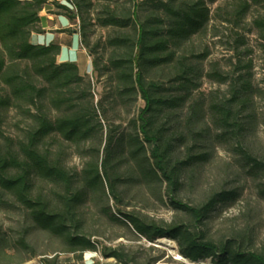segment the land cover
Wrapping results in <instances>:
<instances>
[{
  "label": "trees",
  "instance_id": "trees-1",
  "mask_svg": "<svg viewBox=\"0 0 264 264\" xmlns=\"http://www.w3.org/2000/svg\"><path fill=\"white\" fill-rule=\"evenodd\" d=\"M103 1L96 19L114 30L107 39L112 55L99 78L108 75L115 102L137 100L139 95L145 102L138 116L130 120L129 129L106 122L105 138L104 106L96 102L92 79L76 62L58 61L60 43L32 40L33 32L41 31L40 13L48 0H0V202L13 199L31 221L18 243L33 251L27 236L33 228H41L61 237L69 252L96 249V242L82 230L85 200L102 187L105 196L121 204L125 184L135 181L150 186L158 181L166 182L171 205L187 214L188 222H157L121 208L113 217L130 224L151 243L163 237L176 240L180 254L189 262L210 259L214 264H264V248H256L250 235L239 233L216 241L201 227L218 204L237 198L236 189L214 191L197 205L179 196L186 171L209 159L210 152L199 149L201 141L214 139L239 154L247 174L261 181L259 193L264 198V157L247 145L257 120L252 108L257 90L251 65L242 57L246 36L238 31L245 27L253 6L264 10V0H230L216 8L235 31L237 61L229 71L213 62L206 72L208 78L228 85L226 93L213 92L207 104L213 133L202 126L207 124L205 103L192 100L203 75L199 64L209 52L183 49L195 34L207 29L212 19L208 3L217 0H149V12L147 1L133 0V6L123 10L111 5L117 0ZM58 7L71 18H80L81 42L91 55L98 54L86 28L91 3L67 0ZM252 24L264 41V11ZM93 65L98 71L97 58ZM155 72L158 77L151 76ZM190 100L192 113L183 121L179 113ZM13 108L26 120L18 137L4 128L6 113ZM66 142L86 147L89 160L82 171L66 166ZM39 182L52 183L59 190L40 189ZM4 247L5 238L0 235V264H4ZM102 254L121 264H141L137 255L123 247L104 245ZM159 259L150 258L145 264H156ZM43 264L63 263L57 256H45Z\"/></svg>",
  "mask_w": 264,
  "mask_h": 264
},
{
  "label": "rangeland",
  "instance_id": "rangeland-1",
  "mask_svg": "<svg viewBox=\"0 0 264 264\" xmlns=\"http://www.w3.org/2000/svg\"><path fill=\"white\" fill-rule=\"evenodd\" d=\"M66 1L48 0L47 4H50L53 8L52 12L57 14L58 17L61 14L67 19L68 27L64 31L69 34L76 31L80 34V18H71L65 10L58 7L59 3ZM87 1L91 3V8L87 17L86 28L90 45L96 48L98 54L91 55L89 49L81 42V34L80 36L74 34L73 40L76 47L73 51L64 49L62 60L64 62H76L80 67V71L83 74L86 73L92 79L96 102L101 101L104 106L105 138L108 126L106 122L122 124L121 128L129 129L130 120L138 116L145 102L141 95L138 96L137 100L131 99L126 103L115 102L112 96L113 87L108 75L99 78V72L105 69L112 55V49L107 44V39L113 34L114 29L102 26L96 19L104 7L105 1ZM145 1H147L145 4L146 11L149 12L150 6L148 4H150V1L137 0V2ZM228 1L230 0H217L214 3H208L211 8L212 19L207 29L195 34L183 49V51L193 49L209 52L208 57L199 64L203 69V75L199 81V87L192 93V100L197 98L201 103L202 101L205 103L203 108L207 124L204 123L202 126L209 127L208 130L211 133H213L214 128L209 121L207 104L213 92L226 93L228 85L208 78L206 72L211 68L213 62L218 63L223 70L229 71L232 70L237 61L233 49L235 31H233L232 25L223 21L216 13V8ZM133 4V0H117L111 3L118 10L130 8ZM263 11L261 6H253L245 20V27L238 29V31L246 36L247 44L241 49V51H244L242 57L245 62L251 65L253 85L257 90L252 107L257 120L251 126L247 136V145L255 154L264 157V41L259 37L252 24L253 19ZM47 12L49 13V11ZM62 21L63 23L66 22V20ZM38 28L41 31H35L33 34L44 33L41 23L38 24ZM60 31L56 32L59 33ZM33 39H35V43H45V40L50 42L53 38L52 35H41L34 36ZM57 39L54 42L59 43ZM95 58L98 60V71L94 70L93 60ZM151 76L158 77L159 73H151ZM192 100L179 113L183 121L192 113ZM5 117L4 128L6 133L13 137L20 136L26 125L24 117L14 108L7 112ZM104 146L105 142L101 146L100 158L103 157ZM146 146L150 149L149 143H146ZM64 147L66 149V166L71 170L82 171L89 160L86 147L78 148L68 142L64 144ZM199 149L210 152L209 159L191 166L186 171L184 184L179 191L180 198L190 204L197 205L205 201L208 195L214 191L236 189L238 192L237 198L218 204L201 227L207 237L216 241L226 240L239 233H244L246 236L250 235L254 241V246L263 249L264 198L259 193L261 181L247 174L242 167L239 154L227 143L209 139L201 141ZM38 186L43 190H59L57 186L47 182H39ZM122 190L123 201L121 204H116L112 196H105L102 187L91 194L83 203L81 207L82 230L96 242L97 248L87 250L82 254L69 252L61 237L41 228H33L27 236V240L34 250L24 249L18 243V239L23 235L24 229L31 225V221L27 219L25 211L7 196L6 199L11 200L8 201L10 203L0 202V235L5 238L6 245L1 249L2 263L43 264L45 256H57V261L63 264H121L114 257L106 258L103 256V246L106 245L109 247H123L131 251L139 257L138 260L141 264H145L150 258L155 257H160L156 264H190L180 254L176 240L163 237L151 243L146 238L138 235L130 224H125L113 217L118 208H121L126 211L138 212L143 217L157 222H188L189 216L171 205L166 182L157 181L148 186L130 181L122 187ZM34 252H36V255H34Z\"/></svg>",
  "mask_w": 264,
  "mask_h": 264
},
{
  "label": "crops",
  "instance_id": "crops-1",
  "mask_svg": "<svg viewBox=\"0 0 264 264\" xmlns=\"http://www.w3.org/2000/svg\"><path fill=\"white\" fill-rule=\"evenodd\" d=\"M49 11V13L47 12ZM53 8L50 6V4L46 5L45 8L41 11L40 16H41V25H42V29L44 30V33H38V34H33L32 35V40L34 41L35 39L34 36H47V35H52L51 39L52 41L48 42V41H44L45 43H51L54 42L57 38V40L59 41V43L62 46L61 49V53L59 54V61L63 62V58H62V52L64 49H68L70 51H73V49L76 47L74 45V40H73V35L74 34H79L78 32L74 31V33L69 34L67 33V31H64V29H66L68 26L67 24V19L62 16L61 14L58 15L53 13ZM66 20L65 23H63L62 20ZM61 30L59 33H57L56 31ZM80 36V34H79ZM55 37V38H54ZM81 38V37H80ZM44 44V43H43ZM80 46H81V42H80Z\"/></svg>",
  "mask_w": 264,
  "mask_h": 264
},
{
  "label": "built area",
  "instance_id": "built-area-1",
  "mask_svg": "<svg viewBox=\"0 0 264 264\" xmlns=\"http://www.w3.org/2000/svg\"><path fill=\"white\" fill-rule=\"evenodd\" d=\"M190 264H214L210 259L206 261L190 262Z\"/></svg>",
  "mask_w": 264,
  "mask_h": 264
},
{
  "label": "bare ground",
  "instance_id": "bare-ground-1",
  "mask_svg": "<svg viewBox=\"0 0 264 264\" xmlns=\"http://www.w3.org/2000/svg\"><path fill=\"white\" fill-rule=\"evenodd\" d=\"M172 241V240H171Z\"/></svg>",
  "mask_w": 264,
  "mask_h": 264
}]
</instances>
